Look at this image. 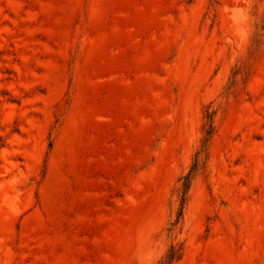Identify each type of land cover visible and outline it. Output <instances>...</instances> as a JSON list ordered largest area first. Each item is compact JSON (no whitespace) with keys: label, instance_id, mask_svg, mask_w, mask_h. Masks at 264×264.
<instances>
[{"label":"rangeland","instance_id":"1","mask_svg":"<svg viewBox=\"0 0 264 264\" xmlns=\"http://www.w3.org/2000/svg\"><path fill=\"white\" fill-rule=\"evenodd\" d=\"M172 247L264 264V0H0V264Z\"/></svg>","mask_w":264,"mask_h":264},{"label":"trees","instance_id":"2","mask_svg":"<svg viewBox=\"0 0 264 264\" xmlns=\"http://www.w3.org/2000/svg\"><path fill=\"white\" fill-rule=\"evenodd\" d=\"M213 131L212 125L210 126V130L208 131V137L211 135ZM208 141V139L206 140V142ZM196 166L197 164L192 168L191 172L184 178V184H183V197H185L187 190L190 187L191 184V180L193 179V176L195 175L196 172ZM182 200L184 201L185 198H182ZM181 254L178 250H176L174 247H172L168 253L166 254V256H164L161 260H159V262L157 264H172L175 260H178L180 258Z\"/></svg>","mask_w":264,"mask_h":264}]
</instances>
